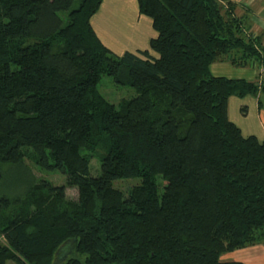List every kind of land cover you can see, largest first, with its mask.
<instances>
[{
    "label": "trees",
    "instance_id": "trees-1",
    "mask_svg": "<svg viewBox=\"0 0 264 264\" xmlns=\"http://www.w3.org/2000/svg\"><path fill=\"white\" fill-rule=\"evenodd\" d=\"M103 3L0 0V186L27 160L66 176L0 198V264H245L223 256L264 245V140L229 100L264 110V79L211 66L264 67L262 36L231 0H138L158 36L119 56L92 25ZM105 75L137 96L116 107Z\"/></svg>",
    "mask_w": 264,
    "mask_h": 264
},
{
    "label": "rangeland",
    "instance_id": "rangeland-1",
    "mask_svg": "<svg viewBox=\"0 0 264 264\" xmlns=\"http://www.w3.org/2000/svg\"><path fill=\"white\" fill-rule=\"evenodd\" d=\"M237 5V15L248 18L251 31L254 36H262L261 45L264 47V32L262 34V27H264V0H240ZM257 14L260 15V20H256L254 15ZM93 23L95 25L94 29L103 44L115 55L119 56L126 52L137 53L139 50H150V41L158 36L153 29L151 19L140 13L138 0H104L99 13L92 19ZM151 53L154 54L152 51ZM229 66L233 67L235 72L243 73L242 77L244 79H250L248 75L252 72L251 70L257 74V83L260 79H264V67L255 62L247 69L234 67L230 63ZM12 70H15L14 66H12ZM98 90L107 101L116 107H119L123 101L131 100L137 96L135 89L118 85L112 77L107 75L102 77L98 84ZM257 102V98L252 95L244 99L231 97L229 100V119L242 130L245 137L256 135L261 138L258 129L262 128L264 117L263 113H259L257 109ZM243 108L245 111H243ZM26 165L30 174L14 166L3 168L0 198H14L15 196L23 195V193L28 191V183L31 179H33L31 182L36 179L35 183L41 180L49 181L55 186L66 184V176L64 175L37 169V166L33 167L34 165L28 160ZM91 167L92 176H99L101 170L100 162L97 158L92 160ZM138 184H140L139 179L119 180L116 181L115 187L125 191L129 187H134ZM66 197L67 200L77 201L78 191L76 189H68ZM263 248L264 245L260 246L262 251H264Z\"/></svg>",
    "mask_w": 264,
    "mask_h": 264
},
{
    "label": "crops",
    "instance_id": "crops-1",
    "mask_svg": "<svg viewBox=\"0 0 264 264\" xmlns=\"http://www.w3.org/2000/svg\"><path fill=\"white\" fill-rule=\"evenodd\" d=\"M232 2L237 4V3H240V0H233ZM104 10H105V8H104ZM254 16H255L256 20L261 19L260 15H258V14L254 15ZM92 25H93V27H95L94 23ZM97 31H98V29H97ZM100 32H101V30H100ZM263 32H264V27H262V34H263ZM98 33H99V31H98ZM99 34L101 35V33H99ZM263 36H264V34H263ZM141 51H144V50H141ZM243 69H247V68H243ZM211 71H212V74L214 76H217V77H226L229 79H244L242 77L243 73L235 72V70H233V67L231 68V66H229V63H215L211 66ZM251 71L252 72L248 75L250 79H248V80L245 79V80L250 81V82H255L257 74L255 71H253V70H251ZM257 109H258L259 113H263L262 115L264 117V110H260L258 108V102H257ZM260 119L263 120L262 118H260ZM258 131H259L261 138L256 136V135H253V136H256L259 140L263 141L264 140V124L262 125V128L258 129ZM260 246H263V245L249 247L246 249L238 250V251H235L233 253L227 254V255L223 256V260L224 261L242 262L245 264H264V251H262L260 249Z\"/></svg>",
    "mask_w": 264,
    "mask_h": 264
},
{
    "label": "built area",
    "instance_id": "built-area-1",
    "mask_svg": "<svg viewBox=\"0 0 264 264\" xmlns=\"http://www.w3.org/2000/svg\"><path fill=\"white\" fill-rule=\"evenodd\" d=\"M0 243H4V239L3 238H0Z\"/></svg>",
    "mask_w": 264,
    "mask_h": 264
}]
</instances>
